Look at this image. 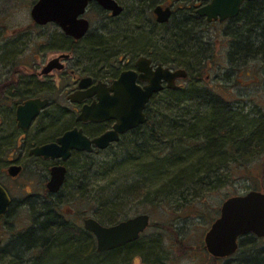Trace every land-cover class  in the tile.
Here are the masks:
<instances>
[{
    "label": "rangeland",
    "instance_id": "rangeland-1",
    "mask_svg": "<svg viewBox=\"0 0 264 264\" xmlns=\"http://www.w3.org/2000/svg\"><path fill=\"white\" fill-rule=\"evenodd\" d=\"M37 1L38 0H0V34L5 87L16 82L19 78L16 75L11 76L10 72L12 69L16 72H25V70L32 71V69L41 70L44 64L50 59L61 54V51L54 48V46H49L46 43L42 44V42H47L45 41L46 38L55 39L62 31L60 27L53 22L47 25L35 26L30 9ZM119 1L125 6V12L121 13L118 18L110 17L106 11L95 3L89 5L85 17L91 22L90 32L98 31L104 33L107 38L116 41V45L112 47L114 51H122L124 48L126 50L130 49L129 53L125 55L122 54L124 56L121 55L123 57L122 60L130 65L135 62L134 60L138 56L146 55L144 54L146 53L144 48L151 49L149 45L152 41L153 44H155V48L157 46L158 49H161V55L155 54V57H153L154 60H158L157 62L163 60L162 49L164 50L165 47H170L172 44L169 39L165 37L162 38L164 29L158 28L153 22L152 24L149 23L144 16L140 17L139 25L142 24L145 31L155 27L157 35L154 34L152 38L147 37L148 40L137 43V46H133V44L128 46V44L130 45V39L134 40L139 34L144 33V31L139 32L136 28L138 25L136 21L138 14L136 12H138L137 9H139L141 5H136V2L134 3L133 0ZM153 1L157 2V0ZM192 1L193 0H182L180 4L186 5L187 2L191 3ZM148 14H150L148 15L150 16L149 18L154 17L151 12H148ZM223 33L224 26L218 24L209 27V31L205 34L212 43L211 46L209 44L207 45L208 49L206 50L207 53L209 51L208 55H212L211 65L207 69H204L207 64L203 67L202 81H199L196 85L199 84L200 86L201 83L204 85L206 84L228 101H232L233 99L243 100L245 97L241 96L238 91L233 90L232 85L241 86L244 83H251L255 80L254 77L257 74L253 72L251 76H247V74H245L247 67L243 64V61H241V63L240 61L236 63L234 60L231 61L229 57H227L230 52L228 46L229 40ZM123 34L127 36L126 39H128V43H123V40H116ZM150 39L152 40L150 41ZM14 56L16 58L15 61L10 58H14ZM76 57L77 56H75L74 60H76ZM16 63L18 64L15 65ZM83 63H85L86 67L91 65L89 61L86 60H84ZM254 65H256V62L253 60L248 64L249 67H253ZM79 68L81 70V66H79ZM191 73L190 71L189 74ZM49 76L55 80L56 84L59 83L61 76L56 70ZM207 76H209V78H207ZM41 79L44 81L45 77ZM191 83L192 81L189 80V78L179 80L180 88L185 92H187ZM7 93L9 92L6 91V94ZM66 94L67 93H64L63 90L59 88L56 90V93L51 96L56 98L61 95L60 97L66 103ZM165 96L168 97V104L172 102L170 101L171 94L167 92L156 95L155 98L150 101L149 107L153 109V112L149 124L154 123L155 126L163 123L165 124L163 120L171 119L175 116V114L172 113V104H169L167 108L161 106V108L166 109L158 112L156 111L160 108L159 101L161 97ZM251 98L257 100L260 104L257 106L258 108L261 107V105L264 106V98L261 96L259 90L252 92ZM246 99H250V96L246 97ZM11 105L12 103L7 101V110L11 108ZM193 108L200 109L198 106H193ZM4 114L5 113L0 114V129L4 127L2 123L3 119H1ZM12 119V117H8L9 132L12 133V139L14 141L17 134L11 127V123H13ZM166 128H163L164 131L161 130L162 134L160 135L164 139L167 134ZM150 130L151 128L146 126L142 129L144 138L149 139L145 144V149L148 150L149 153H151V149L158 146L160 148L166 146L165 141H162V143L158 141L155 142V137L151 136L154 133ZM34 131V129L30 131L29 135H33L35 133ZM199 140L200 139H192L186 143H181L179 146L180 150L178 149L180 154L186 156L187 152H192L196 149L195 146L199 143ZM10 141L12 140L10 139ZM12 148L11 145V151L13 150ZM148 152L147 156L150 155ZM165 153L164 151L161 154L164 155ZM236 153L239 154L240 151H236ZM113 155L114 158L117 157L120 159L122 150H119L118 146H115L113 149L103 151L102 153H96L89 159L96 164L91 172L92 174L86 178L85 181L89 184L90 188H94L92 193L96 195L98 201L94 199V202H90L83 197H77L75 191L78 185L77 183L75 185V181L73 180L72 183L69 182L58 195V199L61 200L60 209L64 212H75V214L65 216L71 222L79 224L82 227L83 219L86 216L97 217L98 215L105 218L106 221H109L116 218L118 219L124 212L128 213V218L137 216L140 213L150 215V227L145 231L138 246L141 245V248H145L150 252L154 250L157 254L167 255L168 259L165 264H221L220 261L215 262L213 260L204 245L205 233L219 216L221 205L231 196L243 195L248 191L258 189L264 192V154H246V157L239 158L238 161L230 163V168L221 170V173L229 175V178H231L224 184L210 189H206L209 188V186H206V188H203L206 190L205 192L199 191V188L195 189L194 186L187 187L185 195L188 201L179 199L177 195L171 200H162L160 196H155V199L150 200L148 197L149 194L147 193L148 190L151 189V194H155L154 190L158 191L162 187L161 185L164 182L163 178L156 181L157 175L153 180H148L150 177L149 174L140 175L136 172L137 162L135 164L129 163L121 169L114 168L116 161H114ZM144 155L146 156V154H143V156ZM171 159H173L171 162L169 157L167 160L159 162L158 165L154 166L162 173L164 172L166 175L170 174L172 170L178 169V165L176 164H179L175 158L172 157ZM111 160L113 161V165L110 164L112 169L111 171L109 169L110 172H107L109 174L106 175V166L111 163ZM147 160L153 161L154 159L149 158ZM21 161H23L26 168L18 177L11 178L4 172L0 173V183L7 188L10 197L15 200L14 210L10 214L8 220L0 223V236L4 238V242L0 247V264H6V262L12 258L11 255H8V251L14 247L15 243L12 242L13 236L18 233L19 230L29 228V226L33 224L32 218H28L31 214V209H29L28 206L18 204L20 210L17 212L16 199L20 201L24 199V197H27L28 194L36 196L45 195V187H43V183L46 179L44 164L41 161L29 157ZM73 162L74 160H72V163ZM126 162L127 161L122 164ZM139 162L140 161H138V163ZM0 166H7V169L10 165H6V162H0ZM172 167L177 168L173 169ZM72 174L76 175L75 173ZM117 188H119V191L115 190ZM29 189L30 191H28ZM118 192L121 196L120 209L116 208V211L102 212V207L100 206L102 202L106 203V199L110 201L115 200L119 195ZM44 202L42 201L40 204ZM99 202H101L100 205ZM178 217L181 219L178 220ZM161 240L163 242L162 248L160 247ZM255 243L259 247H264V238L255 240ZM165 247L166 251L164 250ZM83 249L88 252V245L86 244ZM248 249L249 244H244L238 253L235 254V257L225 264H238L240 260L243 259L245 251ZM157 254L151 255V257L148 258V262L154 260L151 258L156 257ZM123 258L124 256H121L117 261L115 257H104L101 264H128L129 260L125 259L126 261H124ZM142 258L143 256H139L138 260L140 261H137V263L132 261L131 264H146Z\"/></svg>",
    "mask_w": 264,
    "mask_h": 264
},
{
    "label": "trees",
    "instance_id": "trees-1",
    "mask_svg": "<svg viewBox=\"0 0 264 264\" xmlns=\"http://www.w3.org/2000/svg\"><path fill=\"white\" fill-rule=\"evenodd\" d=\"M143 1L148 7L144 13L141 11L138 13V18L136 20L138 25L136 28L139 32L144 31V33L139 34L134 40L130 39V45L128 44V46L132 44L133 46H137V43L148 40L147 37L152 38L154 34L157 35L155 27L145 31L144 26L142 24L139 25V20L142 16L146 17L149 23L153 20L152 17L149 18L150 16H148L150 15L148 14V12H150V4L153 0ZM250 2H252V0L248 1L249 4ZM186 15L187 16L180 19L173 17L171 22L158 26V28L164 29L162 38L165 37L169 39L172 44L170 47L167 46L164 50L162 49L163 60H159V63L172 68L183 67L189 70V73L190 71L192 72L188 77L192 83L188 87L187 92L179 87L166 91L171 94L170 101L172 102L169 104H172V113L175 114V116L171 119L163 120L165 124L163 123L155 126L154 123H148L151 128L150 131L154 133L151 136L155 137V142L158 141L162 143V141H165L166 146H164V148L158 146L151 149V153H149L148 150L145 149V144L149 139L144 138L140 128L136 129L134 133L128 136L129 141L124 140L121 144L119 143L113 146H118L119 150H122L120 159L117 157L114 158L113 155L114 161H116L114 168L121 169L129 163L135 164L137 162L136 172L140 175L149 174L150 177L148 180H153L157 175L156 181L163 178L164 182L161 185L162 187L158 191L154 190L155 194H151V189L148 190L147 193L149 194L148 197L150 200L155 199V196H160L162 200H171L177 195L179 199L188 201L185 195L187 187L194 186L195 189L199 188V191L205 192L206 190L203 188H206V186H209V188L206 189H210L228 182L231 178H229V175L221 173V170L230 168V163L236 162L239 158H244L247 156L246 154H249H245L242 151L245 145H247L248 139L246 136L243 137L240 131H236V129L240 127L238 125L242 123V120L231 110V105L228 101L206 84L204 85L201 83L200 86L199 84L196 85V83L202 81L201 77L205 69H203V67L208 63V57L211 55H208L209 51L208 53L206 52L208 49L207 45L209 44L211 46L212 43L208 37L206 38L198 34L199 32H203L201 29L197 28L196 31H194L188 26L199 25L203 22L202 19L196 14ZM245 22L247 23L244 24L246 29L250 30L253 28L252 16L247 17ZM35 26L39 25L35 23ZM126 38L127 36L123 34L116 40H123V43H128V39ZM151 40L152 39H150V41ZM115 43L116 41L107 38L104 33L98 31L89 32L82 40H74L62 31L55 39L50 38L47 39L46 42L47 45L54 46V48L59 51H69L73 53L74 56H77L79 63L81 60L89 61L91 65H88L85 70H82L84 73L89 72L97 76V78L99 76L114 78L119 76L123 69L130 67L127 62L122 60V56L129 53L130 49L126 50L124 48L122 51H114L112 47L116 45ZM149 46L151 49L144 48L146 52L144 54L151 56L152 59H154L153 57H155V54L161 55V49H158L157 46L155 48L153 41ZM252 47L255 49L251 44H247L244 49L242 47L241 49L240 47H235L234 55L240 57L241 61V52L243 50H248L250 52ZM10 58L12 60L14 59V61L16 60L15 56L14 58ZM17 64L18 63L15 65ZM17 73L19 77L18 80L5 87L6 91L9 92L6 94V99L10 101L12 105L10 106L11 108L8 109V113H5L4 116L13 118L11 127L16 134H19L14 117L16 113L15 109L24 99L33 95L34 88L31 89L29 79H27L25 74H22L24 73L23 71H17ZM45 85L46 84L42 85V91L47 90ZM1 99L0 101H2ZM159 102L160 108L161 106H169L167 96L161 97ZM193 106H198L200 109H195ZM53 111L54 109L52 107L46 109L40 118V121L46 118L48 120V130L45 135L40 137L42 140L53 139L61 128L66 125L61 119L60 124L58 120L56 121L59 111ZM256 126L260 129L257 122ZM163 128L167 130V134L163 132L166 134L165 139L160 136L162 134L161 130L164 131ZM197 137H199L200 140L195 146L196 149L192 152H187L186 156L180 154L179 146L181 143H186L192 139L195 140ZM263 137L264 136L260 135L257 136V143L260 141L261 143L264 142ZM2 142L3 141L0 139V154L3 152V146L7 145L5 144L6 140ZM10 142L12 147L16 144L15 139L14 143L13 141ZM113 147L110 149H113ZM238 149L241 150L239 154L236 153ZM164 151L166 153L162 155L161 153ZM147 152L150 155L147 156ZM143 154H146V156H143ZM251 155L255 154L252 153ZM169 157L170 162L173 160L171 159L173 157L179 164H176L178 165L177 170H172L170 174L166 175L154 165H158L159 162L167 160ZM149 158L154 160H147ZM4 159L5 158H0V162H6ZM73 160L72 171L76 175L72 174V179L75 181V185L76 183L78 185L77 190L75 189L76 196L80 198L83 197L90 202H94V199L98 201L96 195L92 193L94 188H90L89 184L85 181V179L92 174L91 172L96 163L88 160L78 161L79 159H76V157L73 158ZM125 161L127 162L122 164ZM138 161L140 162L138 163ZM110 162L111 163L106 166V175L109 174L107 172H110L112 169L110 164L113 165V161L111 160ZM6 167L7 166H0V173L4 172L7 175ZM172 168L176 169L177 167ZM72 181L70 183H72ZM65 186H67V184ZM115 190L119 191V188ZM106 201V203L102 202L101 205V202H99V205L102 207V212L116 211V208L120 209V194L115 200L110 201L106 199ZM41 209L42 213L48 212L45 206L41 207ZM127 214L128 213L124 212L118 219L116 218L109 221H106L105 218L98 215L97 217L102 224L111 225L127 219ZM32 220L33 224L30 225L29 228L19 230L18 233L13 236L12 242L15 244L13 249L8 251V255H11L12 258L9 259L6 264H101L104 257H115V260L118 261L119 256H124L123 260L126 261L125 259H127L129 260L128 264H131L133 257L143 256L144 259L147 260L151 257V252L152 254L155 252L154 250H151V252L149 250L147 251L145 248H141V245H136L135 248L133 246L132 249L127 248V250H110L101 256V254L98 255L95 254L96 252L94 253V250H92L93 245L91 244L88 246V252L83 249V238L86 234L88 236L89 234L86 233L81 225L71 222L65 215L32 218ZM255 240L259 239L253 234H249L240 240L239 250L244 244H249V249L245 251V256L238 264H264V247L257 246Z\"/></svg>",
    "mask_w": 264,
    "mask_h": 264
},
{
    "label": "water",
    "instance_id": "water-1",
    "mask_svg": "<svg viewBox=\"0 0 264 264\" xmlns=\"http://www.w3.org/2000/svg\"><path fill=\"white\" fill-rule=\"evenodd\" d=\"M243 2L244 0H211L205 7L198 9V14L207 16L209 21L218 18L225 20L237 16ZM92 3H97L106 12L110 11L113 17H118L124 11L118 0H38L30 9L31 17L40 26L56 23L67 36L79 40L91 31V22L85 17V13ZM154 14L160 24L168 23L172 17L171 8L163 6H157ZM65 56L66 54H63L61 57ZM63 67L59 58H55L44 68V73ZM137 68L140 72L139 78L147 82L143 87L136 83L138 76L136 71L123 70L110 87L99 82L86 91L79 90L68 96L73 101L81 102L96 95L98 100L89 106L84 105L77 119L101 122L114 118L116 123L111 131L89 140L81 130H68L58 139V143L37 146L30 153L46 159L58 157L68 159L72 148L91 152L94 144L101 150L105 149L111 143L118 141L119 135L123 132L145 124L144 110L153 96L164 89V82L175 89L176 79H186L188 76V70L181 67L171 69L166 65L158 64L153 68L152 60L144 55L137 59ZM91 80L90 76L82 78L79 84L81 89L87 88ZM111 90L113 94H110ZM49 103V98L34 97L19 104L16 107L18 127L23 130L29 128ZM22 168V165L11 164L6 170L7 175L15 178L20 175ZM66 172L67 169L63 165L51 169V178L46 184L48 191L52 193L60 191L66 179ZM11 203L12 198L7 188L0 183V217L6 215ZM219 212V216L205 236V245L211 255L228 257L235 254L240 247L239 240L249 234L260 239L264 237L263 191L251 190L243 195L228 197ZM150 219V215L140 213L117 224L104 225L97 218L89 216L84 219L83 226L96 236V249L104 252L118 245L138 240L140 233L149 227Z\"/></svg>",
    "mask_w": 264,
    "mask_h": 264
},
{
    "label": "flooded vegetation",
    "instance_id": "flooded-vegetation-1",
    "mask_svg": "<svg viewBox=\"0 0 264 264\" xmlns=\"http://www.w3.org/2000/svg\"><path fill=\"white\" fill-rule=\"evenodd\" d=\"M133 1H134V3L136 2L135 3L136 5L138 4V5L142 6V7L140 6V8L137 9L138 10V12H136L137 14L140 13V11L142 13H144L147 10L148 6L146 5V3L143 0H138V1L133 0ZM210 1L211 0H193L191 3L187 2L186 5L180 4V3H182V0H159V1L157 0V2L153 1L150 4L151 6H150L149 11L152 13V15L154 17H152L153 20H151L150 23L152 24V22H153L157 26L163 25L164 23L160 24L157 22V18L154 14V9L157 6H163L165 8L169 7V8H171V11H172V14H171L172 17H171L169 22L172 21L173 17H175L176 19H180V18H184L185 16H187L186 14L198 15L202 19L203 22L199 25L196 24V25H188V26H190V29L194 30V31H196L197 28L201 29L203 32H199L198 34L200 36H203V37H207V36H205V34L207 33V31H209V27L214 26V25H218V24L223 25L224 26V33L223 34L226 35L227 39L229 40L228 46L230 48V52L228 53L227 57H229V59L231 61L234 60L236 63H238L240 61V57L234 55V48L235 47H240V49L242 47L244 49V47L247 46V44H251L255 47V49L252 47L250 52L248 50H245V51L243 50L240 54L242 56L241 61H243V64H245L247 67L246 68L247 71L245 74H247V76H251V74H253V72L256 73L257 75H255V77H254L255 80L251 83H244L241 86L233 84L232 85L233 90L238 91L240 93V95L244 96L245 98H243V100L233 99L232 101H228V100L227 101L231 105V110L237 114L238 118H240L242 120V123H240V125L237 124L240 127L238 129H236V131H240V133H242V136L243 137L246 136V138L248 139V142L246 143L247 145H245V147L242 149V151L245 154L246 153H249V154H252V153L253 154H257V153L260 154V153H262V154H264V142L261 143V141H260L257 143V140H256L257 136H259V135L264 136V106L261 105V107L258 108L257 106H259L260 104L257 102V100L251 98L252 92H254L255 90H259L261 92V96L264 98V0H252V2H250V4L248 3L249 0H244V2L242 3V5L239 9V14L237 16L231 17V18H228L225 20H220L218 18L217 20H212V21H209L207 19V16L204 17V16H201L200 14H198V9L205 7L207 4H209ZM118 2L124 7V11H123V13H124L125 12V6L119 0H118ZM107 13L110 17H113L111 15L110 11H107ZM120 15H118V16H120ZM250 16H252V23L254 25H253V28H251L249 30V29L245 28L244 24H247L245 22L246 18L250 17ZM113 18H118V17H113ZM70 38H72V37H70ZM47 39L48 38H46L45 41H47ZM82 39H79V40H82ZM45 43L46 42H42V44H45ZM63 54H66V56L61 57ZM144 56H146L150 60H152L153 68L156 67L158 64H162V63H159L156 60L152 59L151 56H148V55H144ZM139 57H141V56H138L134 60L135 62L133 64H131V65L129 64L130 67L123 69V70H134V71H136L138 73L136 83L143 87L147 84V82L144 80H141L139 78L140 72L138 71V68H137V59ZM211 57H212V55L208 57L209 60L207 63V67L205 69H207L211 65V59H212ZM55 58H59V61L64 65V67L62 69L54 68V70L50 71L49 73H44V68L47 66V64L51 60H54ZM74 58H75V56L73 53H71L69 51H65V52L61 51V54L59 56L54 57L53 59H50L46 64H44V66L41 70L32 69V71L27 70L24 72V73L28 74V75L25 74V76L27 77V79H29V85H30L31 89L34 88L33 95L26 98V99L34 98V97H40L43 99L49 98L50 103L47 107H45V109L42 111V113L38 117L35 118L33 124L27 129L23 130V129L18 127L17 121H16V116H15L16 127H17L19 134H17V137H15L16 144L13 146L12 151H11V144L9 142H10V139L13 141V139H12L13 136H12V133L9 132L8 117H6L4 115H2V117H1V119H3L2 123L4 124V127H2V129H0V132H1L0 133V139L3 142H4V140H6L5 144H7V145L3 146V148H2L3 152L0 154V158H5L6 165H11V164L12 165L13 164L22 165V167H23L22 172H23L25 170L26 166H25V164H23V161H21L22 159L24 160V159L29 157V158H33L34 160L41 161L44 164V171L46 172V174H45L46 179L43 183V187H45V195L44 196H41V195L36 196L33 194L32 195L28 194L27 197H24V199H22L20 201H17V199H16L17 212H19V210H20L18 208V206H19L18 204H21L22 206H28L29 209H31L30 210L31 214H30V216H28V218H39V217H50V216H61V215L75 214V212H73V211L72 212L62 211L60 209L61 208V205H60L61 200L58 199L59 198L58 195L64 189L65 185L73 180L72 179V173H73V171H72V166H73L72 160H73V158H75V157H76V159L78 158L79 159L78 161H82V160L90 161L89 159H91L92 155H94L96 153H102L103 151H106V150L112 148L116 144H119V143L121 144V142H124V140L129 141L128 140L129 135L134 133V131L136 129L140 128L142 130L145 128V126L149 127L148 123H150L151 119H152L151 114L153 112V109L151 107H149V104H147L148 106L144 110V113L146 116L145 124L139 125L137 127H134V129L123 132V134L119 135L118 141L111 143L110 146H108L107 148L102 149V150L95 147L94 144H92L93 150L91 152H89L87 150H80L79 151L77 149L72 148L69 151L70 156L68 159H63V157H58L55 159H53V158H47L46 159L43 156H38V155L35 156L32 153H30V151L32 149L36 148L37 146H42V145H45L47 143H58V139L60 137H62L65 133H67L68 130H73V129H76L78 131L81 130L82 134L84 136H86L89 140H93L96 137L102 136L103 133H105L107 131H111L113 129L114 124L116 123V119H114V118L104 120L101 122H97V121H93V120H89V121L78 120L77 117L79 116V113L81 112L82 107L84 105L89 106L94 101H97L98 98L96 95H94V97H89V98L84 99L81 102L80 101L77 102V101L71 100L68 96L78 92L79 90L86 91V90L90 89L91 87L99 84V82L106 84L107 87H110L111 83L115 79H117L121 74L117 77H114V78H111V77L107 78L105 76H99L97 78V76H95L89 72L84 73V71L82 69L85 70L88 67V66L87 67L85 66V63H83L84 60H81V62L79 63L78 58L76 57V60H74ZM252 60L256 62V65H254L253 67H249L248 64ZM241 61H240V63H241ZM163 65H165V64H163ZM79 66H81V70H80ZM170 68L176 69L178 67H176V68L170 67ZM181 68H183V67H181ZM55 70L58 73H60V76H61V78L59 79V83H57V84H56L55 80L53 78H50V76H49ZM10 74H11V76H13V75L17 76L18 73L12 69ZM88 76H90L92 78L91 82L88 84L87 88L81 89V87L79 86L81 79L85 78V77L88 78ZM42 77L43 78L45 77L44 81H42V79H41ZM188 77H189V70H188L187 78ZM207 78H209V76H207ZM179 80H181V79L180 78L176 79L177 88L181 87L179 84ZM183 80H185V79H183ZM44 84H46L45 86L47 87V90L42 91V89H43L42 85H44ZM48 85H49V87H48ZM59 88H60V90H63L64 93H67L66 94V98H67L66 103L60 97L61 95L57 96L56 98L52 97L53 96L52 94H55L56 90ZM177 88H175V89H177ZM169 89H173V88H170L168 86L167 82H164V89L162 91H160L159 93L155 94V96L158 94H161L162 92H166ZM110 94H113L112 90L110 91ZM155 96H153V98L151 100H153L155 98ZM248 96H250V99H246V97H248ZM0 99L2 100V101H0V114L1 113H8L6 89H5V78H4V67H3V56H2V45H1V34H0ZM26 99H24L23 101H25ZM50 107H52L54 109L53 112H56L57 110L59 111V114L57 115L56 121L58 120L59 124H60V122L62 120V122L66 123V125H64L61 128L59 133H57V135L54 136L53 139L42 140L40 137H42V135H45V133L48 130L47 129V125H48L47 121L48 120L46 118L45 120L42 119V121H40V118L44 114L45 110L49 109ZM166 108H159L156 111L158 112V111L166 109ZM43 120L45 123L43 122ZM256 122L259 125L260 129H258V127L256 126ZM33 129L35 130L34 131L35 133L33 135H29L30 131H32ZM197 139H200V138L197 137ZM263 139H264V137H263ZM13 143H14V141H13ZM238 151L241 152L240 149H238ZM90 162H93V161H90ZM59 165H63L66 167V169H67L66 174L67 175H66V179H65L64 184L62 185V188L60 189V191H58L57 193H52V192L48 191L46 184L48 183V180L51 178V175H50L51 169L53 167L59 166ZM28 191H30V189ZM10 198H12V197H10ZM42 201L43 202L45 201V202L43 204H40V202H42ZM14 205H15V200H14V198H12V203L8 207V211H7L6 215L0 217V223H3L6 220H8L10 214L14 210L13 209ZM43 206H45L47 208V210H48L47 213L41 212V210H42L41 207H43ZM86 217H89V216H86ZM86 217H84V219ZM28 218H26V219H28ZM95 218H97V217H95ZM84 219H83V221H84ZM177 219L180 220L181 218L178 217ZM83 229H85L84 226H83ZM147 229H145V231ZM85 231H86V233L89 234V236L87 234L84 236V238H83L84 246L86 244L88 246H89V244L93 245L92 250H94V253L96 252L95 254H98V255L101 254V256L110 250H118V249L127 250V248L132 249L133 246L135 248L136 245H139L138 243L141 240V238H143L142 236L145 233V231L141 232L139 235V239L136 241H132V242H128V243H125L122 245H118V247L108 249L107 251H104V252H99L96 249L97 248L96 236L92 232L88 231L87 229H85ZM205 236H206V233H205ZM262 238H264V237H262ZM0 239H1V244H0V247H1V245L4 242V238L0 236ZM258 239H260V238H258ZM240 240H239V242H240ZM160 244H161L160 247L162 248L163 247L162 240H161ZM204 245H205V238H204ZM205 248L207 249L206 245H205ZM164 250L166 251V247L164 248ZM238 251H239V249H238ZM238 251L235 254H237ZM208 253H209V251H208ZM155 254H157V253L154 252L152 254V252H151V255H155ZM235 254L228 255V257H218V256L215 257L211 254H210V256H212V258L215 262L220 261L221 264H225V263H228L230 260H232L233 257H235ZM119 258H120V256H119ZM142 259L146 262V264H165L166 260L168 258H167V255H165V254L160 255L158 253L156 255V257L151 258L154 260H151L150 262H148L149 259L146 260V259H144V257ZM132 261L137 263V261H140V260H138V256H136V257L132 258Z\"/></svg>",
    "mask_w": 264,
    "mask_h": 264
}]
</instances>
